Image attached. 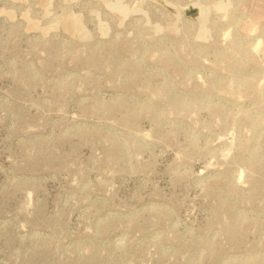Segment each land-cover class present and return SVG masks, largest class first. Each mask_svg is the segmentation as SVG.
<instances>
[{
	"label": "rangeland",
	"instance_id": "374dc122",
	"mask_svg": "<svg viewBox=\"0 0 264 264\" xmlns=\"http://www.w3.org/2000/svg\"><path fill=\"white\" fill-rule=\"evenodd\" d=\"M0 264H264V0H0Z\"/></svg>",
	"mask_w": 264,
	"mask_h": 264
}]
</instances>
